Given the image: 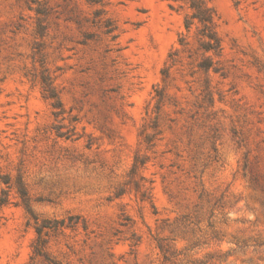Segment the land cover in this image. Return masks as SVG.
Listing matches in <instances>:
<instances>
[{
    "label": "rangeland",
    "instance_id": "374dc122",
    "mask_svg": "<svg viewBox=\"0 0 264 264\" xmlns=\"http://www.w3.org/2000/svg\"><path fill=\"white\" fill-rule=\"evenodd\" d=\"M0 264H264V0H0Z\"/></svg>",
    "mask_w": 264,
    "mask_h": 264
}]
</instances>
